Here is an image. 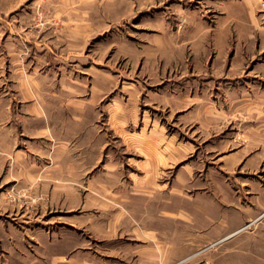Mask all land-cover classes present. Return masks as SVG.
<instances>
[{"label":"rangeland","instance_id":"rangeland-1","mask_svg":"<svg viewBox=\"0 0 264 264\" xmlns=\"http://www.w3.org/2000/svg\"><path fill=\"white\" fill-rule=\"evenodd\" d=\"M0 264H264V0H0Z\"/></svg>","mask_w":264,"mask_h":264},{"label":"bare ground","instance_id":"bare-ground-1","mask_svg":"<svg viewBox=\"0 0 264 264\" xmlns=\"http://www.w3.org/2000/svg\"><path fill=\"white\" fill-rule=\"evenodd\" d=\"M231 235H233V233H231L230 235H228V236H231Z\"/></svg>","mask_w":264,"mask_h":264}]
</instances>
